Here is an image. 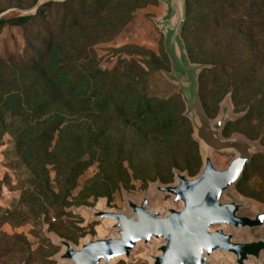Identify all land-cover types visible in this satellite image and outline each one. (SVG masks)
Here are the masks:
<instances>
[{
  "label": "rangeland",
  "instance_id": "obj_1",
  "mask_svg": "<svg viewBox=\"0 0 264 264\" xmlns=\"http://www.w3.org/2000/svg\"><path fill=\"white\" fill-rule=\"evenodd\" d=\"M165 11L161 0H0V18L35 16L0 25V264H56L52 233L77 246L100 235L83 207L124 210L126 194L200 172L168 77ZM185 11L180 38L206 114L228 110L223 137L259 146L234 196L264 210V0H185ZM212 155L219 166L233 157ZM154 247L112 264H151Z\"/></svg>",
  "mask_w": 264,
  "mask_h": 264
},
{
  "label": "water",
  "instance_id": "obj_2",
  "mask_svg": "<svg viewBox=\"0 0 264 264\" xmlns=\"http://www.w3.org/2000/svg\"><path fill=\"white\" fill-rule=\"evenodd\" d=\"M161 1L166 11L160 28L172 62L168 77L179 84L203 166L194 177L175 170L173 183H151L139 200L126 194L124 210L105 205L83 207L90 221L111 222L106 226L107 235L77 246L52 233L53 243L61 247L56 264L129 261L140 244H155L148 256L151 264H264V210L252 211L248 201L234 196V188L259 146L243 136L223 137V128L232 116L228 110L214 121L208 117L198 92L199 69L190 64L180 38L185 0ZM8 17L6 14L0 21ZM213 152L233 157L226 166H219ZM149 191L169 196V201L153 205Z\"/></svg>",
  "mask_w": 264,
  "mask_h": 264
},
{
  "label": "trees",
  "instance_id": "obj_3",
  "mask_svg": "<svg viewBox=\"0 0 264 264\" xmlns=\"http://www.w3.org/2000/svg\"><path fill=\"white\" fill-rule=\"evenodd\" d=\"M35 16L33 15H15L10 16L6 19H3L0 21V25L7 24L10 27H23L29 23H31L34 20ZM44 63V60L37 62L36 64L33 63L31 65L34 66H41ZM52 129H62L61 127V121H59L58 124H52ZM7 129H0V140Z\"/></svg>",
  "mask_w": 264,
  "mask_h": 264
},
{
  "label": "bare ground",
  "instance_id": "obj_4",
  "mask_svg": "<svg viewBox=\"0 0 264 264\" xmlns=\"http://www.w3.org/2000/svg\"><path fill=\"white\" fill-rule=\"evenodd\" d=\"M149 194H151V195H153V203L155 202V200L158 198V196H163V195H161V194H153L151 191H149L148 192ZM160 204H162V202H158V204L156 205V206H158V205H160ZM153 205H155V204H153ZM109 224H111V222H102V225L99 227V230H100V235H98V236H104V235H107V233H106V226L107 225H109Z\"/></svg>",
  "mask_w": 264,
  "mask_h": 264
}]
</instances>
